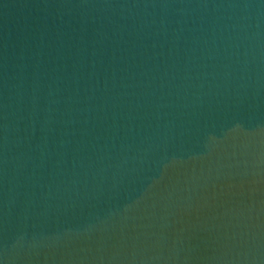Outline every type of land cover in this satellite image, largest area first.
<instances>
[{
    "label": "water",
    "instance_id": "95a60500",
    "mask_svg": "<svg viewBox=\"0 0 264 264\" xmlns=\"http://www.w3.org/2000/svg\"><path fill=\"white\" fill-rule=\"evenodd\" d=\"M0 264H264V0H0Z\"/></svg>",
    "mask_w": 264,
    "mask_h": 264
}]
</instances>
